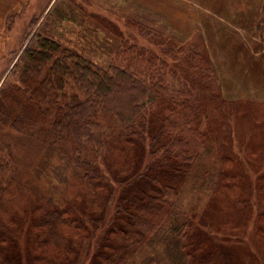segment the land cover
<instances>
[{
	"label": "trees",
	"instance_id": "trees-1",
	"mask_svg": "<svg viewBox=\"0 0 264 264\" xmlns=\"http://www.w3.org/2000/svg\"><path fill=\"white\" fill-rule=\"evenodd\" d=\"M132 1L136 9L129 19L139 29L141 41L131 42L119 26L96 20L92 32L98 34L102 27L109 46L94 60L97 55L92 51L87 57L62 46L63 37L55 34L61 32L60 26L53 29L47 14L38 24L32 23L34 30L1 84L0 148L13 147L10 130L37 163L12 153L8 162L0 155V264H24L23 254L28 252L32 263L50 258L48 252L60 264H79L81 255L90 254L92 232L98 238L95 235L96 241L91 242L94 253L88 264H117L139 245L149 250L143 248L149 263L245 264L250 259L248 247L232 245L242 237H219L211 231L217 222L231 223L246 234L255 219V230L247 235L257 238V232L258 242H264V198L257 194L250 211L237 188L232 200L227 197L231 185L225 182L237 177L238 170L223 167L231 160L228 147L218 135L211 139L206 130L213 103L250 102L248 81L224 79L220 65L205 54L204 33L195 23L191 27L196 28L194 39L200 45L190 46L184 61L172 64L178 52L164 47L168 41L157 36L167 35L181 44L186 41L169 32L165 13L154 11L147 2ZM205 1L220 15L217 0ZM169 8L183 9L173 0L167 1L164 10ZM70 14H62L66 25ZM239 16L242 27H247L251 14ZM263 27L261 19L254 25L258 36ZM152 34L158 39L156 45L153 42L157 50L148 47L147 37ZM89 36L86 33L85 38ZM239 40L240 35L228 32L226 42H234L233 51L240 46ZM79 44V51L86 53ZM253 66L255 73L264 74L262 63ZM258 80V87L264 86V76ZM235 86L238 92L233 91ZM227 113L226 109L222 115ZM207 150L212 159L206 187L216 191L217 201L224 206L184 211V185L193 180L192 166L205 164ZM228 201L241 207L240 215ZM121 221L132 229L122 228ZM98 224L104 229L98 231ZM223 248L228 250L221 252ZM38 251L42 255H32Z\"/></svg>",
	"mask_w": 264,
	"mask_h": 264
},
{
	"label": "rangeland",
	"instance_id": "rangeland-1",
	"mask_svg": "<svg viewBox=\"0 0 264 264\" xmlns=\"http://www.w3.org/2000/svg\"><path fill=\"white\" fill-rule=\"evenodd\" d=\"M134 1L147 2V6L155 9L154 11L159 10V12L163 15L165 13L166 17L168 16V19H164V21L166 24H168L169 32L175 35L178 39L186 41V43L181 44L178 41L176 42L174 39V41H171L170 37L167 35L162 34L159 37L157 36V38L163 41H168H165L164 47L170 46L172 49H174V52H178L176 55L177 57L174 55L173 58L175 59L173 60L172 64L178 61L183 62L184 56L189 50L190 46L200 45V42L197 39H194V32L196 31V28L191 27L192 24L195 23L204 33V42L201 38V44L204 47L205 54L208 53L211 59L213 57V60L216 61L217 64H224L225 61L227 64L223 69L228 70L229 73L234 75L233 81L241 82L242 78L248 81V83H245V87L250 92V102H237V105L229 104V106H219L217 102L213 103L209 112H207L209 119L206 124H208L209 127H206V130L208 131L211 139L218 135L217 138L219 139L220 143L223 146L228 147V156L231 158V160L223 167L226 168V170L231 171L235 166L238 170L237 177H230L228 181L225 182L226 185H231V188L226 190L227 197L231 199L233 190L237 188L241 192V195H243V197L246 199L245 209L248 208L251 211L250 205L252 204L253 210L255 207L254 201H256V197H258L257 194H259L260 198H264V86L258 87L257 84L259 81V76H264V74L262 71L255 73V67L252 66L251 70L253 71H249V73L245 71L246 76L244 77L242 75L244 66V61H242V58L244 57V52L242 53L243 48L241 49V45L236 46V50L239 51V54L237 56V60H235V56H233L234 42L228 41L227 43L226 39L228 38V32L216 26L218 23L225 25L224 19L231 10V0H223V4L220 3V0H217L218 4L220 5L218 12H222L221 16L219 14H214L215 9L213 10L212 8L208 7L207 4L203 5L202 7L197 5L198 8L193 10L196 13L190 14L188 1L181 2L173 0V2L178 6L183 7V9L178 8L174 11H170L171 8L164 10L168 0ZM245 1L247 0H239V2L234 6H237ZM131 3L134 4L135 2L132 0H0V18L1 11H7L4 21L0 20V30L2 31L0 33V86L8 77V72L17 63V59L22 53L23 46L25 45L29 34H31V31L34 30L32 23L36 24L37 22L38 24L42 18H44L47 14H50V26L53 29L60 26L59 28L61 29V32H56L55 34L59 37H63L62 46L64 45L73 53L77 51L78 53L87 57H90L88 50L92 51L97 55V58L92 57L95 60L100 58V55L105 53V48L109 46V44L105 43L103 40L104 34L102 27L98 28L100 30L97 32L98 34H96V32H92V30H94L93 27L96 26V20L108 21L116 27L119 26L122 33L125 36L130 37L131 42L140 40L139 29L135 25V22H132V20L129 19V16H131L130 14L134 12L133 9H136ZM78 10H81L83 13H85L87 16L86 19ZM198 10H201L203 13L199 14ZM66 11L71 12V14L68 15L69 20H76L74 24L69 20L66 21V23L69 25L64 24L65 21L62 20V14H64ZM135 14L140 16L141 13ZM201 15L204 17L203 19L201 18ZM261 15L264 19V14L261 13ZM93 16H98V18L95 19ZM39 18L40 20L38 21ZM190 28L192 30L191 33L189 32ZM86 33L91 34V36H89L87 39L85 38ZM134 35H136L137 38L134 37ZM259 39L260 43L264 42V27L261 31V36L259 35ZM147 40L151 42L148 47L157 50V47L153 46V42L156 45L155 40L158 39H156L152 34L150 38L147 37ZM210 41L213 45L210 43ZM77 42L80 43L79 45L84 49V51H87L86 53L79 51ZM173 42L176 43L173 44ZM144 44H146V42H144ZM245 51H247V48H245ZM259 55L258 53L255 54L252 64L258 62L264 63V54L262 53L263 56L261 58ZM102 58L104 59L105 56L103 55ZM65 90L69 91L70 85H67ZM233 91L238 92L239 88L235 86ZM252 97L256 99H253ZM226 109L228 111V116L222 115ZM233 110L238 115H235ZM8 133V135L14 140L13 147H10L9 149L0 148L1 157L10 162L12 158H9L8 154L12 153V155L20 156L22 160L25 159V162L36 164L37 160L33 157L31 152L27 151L28 148H23V150L20 148L18 144V136L10 130ZM249 144L253 145L254 148L250 147ZM210 145V147L213 149V143L210 142ZM209 153V150H207L205 164H194L192 166V170L194 172H192L191 177L193 176V180L184 185V193L181 197L182 210L184 211H188L193 207L196 211L193 212L197 213L202 207L213 211L217 208L221 210L224 206V203L220 204L217 201L218 199H216L215 196L216 191L211 192L209 191L210 189L206 187V179L209 175L207 171L210 170L212 159L208 155ZM12 167L13 165L10 163L9 168L11 169ZM13 170L14 169L11 171ZM230 176H232L231 173ZM261 176H263V179L260 178ZM259 184H261V187L256 189ZM246 194L250 196H246ZM110 204L111 203L108 205ZM227 204L230 209H236V213L237 210L241 209V207L237 204L230 205L229 201ZM237 215H240V213H237ZM80 218L83 219L81 216ZM85 218L87 219V217ZM207 218L209 217H206L205 219ZM254 221L256 220L254 219L247 228V233L249 235L255 230L253 226ZM102 224L96 225L98 231L104 229L102 228ZM212 225L215 228H211V231L217 233L219 237H231L230 235L242 237V241L233 242L232 245H234L236 248L238 247L239 249L248 247L247 252L250 254L248 255L250 259H246L245 264H256V262L258 264H264V242H258L260 239L259 233L256 232L257 238H255L253 236H248L247 233L241 234L240 229L233 227L231 223L222 225L217 222V225ZM121 227L126 228L127 230L132 229L131 226L126 225V222L123 221H121ZM92 234H94V236L91 238L92 241L88 242L90 243V254H88L86 258L84 255H81L82 262H79V264H88L90 256H92L94 253L91 251V242L94 244L98 236L95 234V232H92ZM95 235L96 238H94ZM32 236L33 239L38 241V238H35L33 234ZM50 245H52V242H50ZM50 247L52 246L48 245L47 248ZM140 247L141 245H139L135 251H132L128 258L122 259V261L118 262L117 264H155L154 262L149 263L147 261L149 254L145 253L144 249L146 251L149 250L145 248V245L144 247ZM256 249L257 251H255ZM54 250H56V248H54ZM225 250L228 249L223 248L221 252ZM28 253L23 254L24 264L61 263V260L56 257L52 251L51 253L54 255H51L47 252L46 257L50 258H45L38 263H32L29 261L27 258ZM32 255H42V251H38Z\"/></svg>",
	"mask_w": 264,
	"mask_h": 264
},
{
	"label": "crops",
	"instance_id": "crops-1",
	"mask_svg": "<svg viewBox=\"0 0 264 264\" xmlns=\"http://www.w3.org/2000/svg\"><path fill=\"white\" fill-rule=\"evenodd\" d=\"M185 1H188V3H189L188 8H189V11L191 14L196 13L193 10L198 8L197 5L202 7L206 3L205 0H181V2H185ZM231 2H232L231 6H230L231 10L228 12V14L226 15V17L224 19L225 25L220 23L219 25H216V26L221 28V29H224L227 32L232 30L234 33L240 35L239 42L241 45V49L243 48L242 53L244 52V57L242 58V61H244L242 75L245 77L246 76L245 71H247L248 73H249V71H252L251 67L253 66L252 63L254 61L255 54L256 53H258V55L260 54L259 55L260 58L263 56L262 53L264 54V42H262V43L259 42L260 41L259 36L254 31V25L257 24L258 21H260V19H261V21H264V20H262V16H261V0H254V1L247 0V1L242 2L241 4H239L237 6H234V5L237 4L239 2V0H231ZM208 7H210L209 4H208ZM198 12H199V14L203 13L201 10H198ZM6 13H7L6 10L1 11L0 20L4 21ZM239 13L242 15V17H245L247 14H251L247 27H245V26L242 27V25L239 21V18H240ZM221 15H222V12L220 11V16ZM201 18L203 19L204 17L201 15ZM262 30L263 29H261L260 31H262ZM1 32L2 31L0 30V33ZM210 43L212 44L211 41H210ZM245 48H247V51H245ZM238 54H239V51H237L235 49L234 55H233V56H235V60H237ZM259 56H258V58H259ZM212 60H213V57H212ZM220 60H225V59H220ZM214 62L216 63V61H214ZM224 63H225V61H224ZM260 63H262V67L264 69V63L263 62H260ZM225 67H226V65H223V64L220 65V73L222 76L226 77V78H224L225 80H229L230 78H233L234 75L229 73L228 70L223 69Z\"/></svg>",
	"mask_w": 264,
	"mask_h": 264
}]
</instances>
